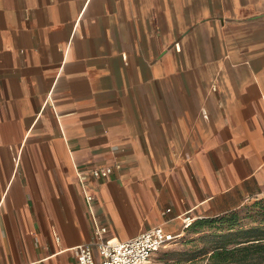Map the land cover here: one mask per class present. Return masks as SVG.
<instances>
[{"label": "crops", "instance_id": "1", "mask_svg": "<svg viewBox=\"0 0 264 264\" xmlns=\"http://www.w3.org/2000/svg\"><path fill=\"white\" fill-rule=\"evenodd\" d=\"M260 199L264 0H0V264Z\"/></svg>", "mask_w": 264, "mask_h": 264}, {"label": "built area", "instance_id": "2", "mask_svg": "<svg viewBox=\"0 0 264 264\" xmlns=\"http://www.w3.org/2000/svg\"><path fill=\"white\" fill-rule=\"evenodd\" d=\"M111 171V167H104L93 168L89 173L99 178L109 175ZM85 178L86 174L80 173V179L85 180ZM85 199L90 203L93 197L87 195ZM192 221L189 216L182 218L183 231L190 227ZM106 233L105 227L95 226L92 229L91 241L72 249L77 264H146L154 253L166 248L183 235L166 233L161 227H154L135 237L120 241L107 238Z\"/></svg>", "mask_w": 264, "mask_h": 264}, {"label": "trees", "instance_id": "3", "mask_svg": "<svg viewBox=\"0 0 264 264\" xmlns=\"http://www.w3.org/2000/svg\"><path fill=\"white\" fill-rule=\"evenodd\" d=\"M260 200L251 206L255 217L251 225H240L235 211L190 225L213 230L205 236L211 243L210 250L204 253L209 264H264V199Z\"/></svg>", "mask_w": 264, "mask_h": 264}, {"label": "rangeland", "instance_id": "4", "mask_svg": "<svg viewBox=\"0 0 264 264\" xmlns=\"http://www.w3.org/2000/svg\"><path fill=\"white\" fill-rule=\"evenodd\" d=\"M258 201H248L235 211L240 225L248 226L254 222L251 206ZM212 232L207 228H189L181 238L154 253L146 264H209L204 253L210 250L211 243L205 236Z\"/></svg>", "mask_w": 264, "mask_h": 264}]
</instances>
